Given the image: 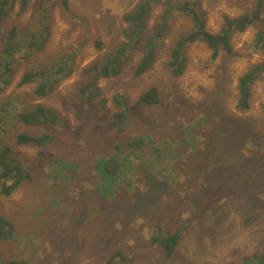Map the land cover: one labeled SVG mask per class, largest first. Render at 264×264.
Masks as SVG:
<instances>
[{
    "label": "rangeland",
    "instance_id": "obj_1",
    "mask_svg": "<svg viewBox=\"0 0 264 264\" xmlns=\"http://www.w3.org/2000/svg\"><path fill=\"white\" fill-rule=\"evenodd\" d=\"M141 1L28 0L2 23L0 53L13 27L16 45L44 27L46 45L31 56L27 45L16 48L13 61L8 56L13 81L0 90V143L30 174L12 196H0V212L14 225V236L0 240V264H258L249 260L264 255V74L252 87L251 109H237L239 79L264 63L254 45L264 25L235 34L232 54L221 51L214 61L204 43L191 45L184 74L174 77L170 50L193 29L176 13L149 72L135 77L142 41L118 77L93 81L89 67L124 40L123 15ZM175 1L196 8L217 33L225 17L254 11L259 0ZM151 5L150 29L166 9L163 1ZM64 58L73 74L62 72L46 98L35 95L37 84H21L33 65L54 71ZM151 88L161 103L140 104ZM38 105L55 110L58 122L21 124L16 115ZM221 126L229 145L219 143ZM22 133L55 139L21 145ZM116 155L124 172L110 178L102 169ZM158 232L181 235L174 257L151 243Z\"/></svg>",
    "mask_w": 264,
    "mask_h": 264
},
{
    "label": "trees",
    "instance_id": "obj_2",
    "mask_svg": "<svg viewBox=\"0 0 264 264\" xmlns=\"http://www.w3.org/2000/svg\"><path fill=\"white\" fill-rule=\"evenodd\" d=\"M62 1L63 6L67 7V0ZM152 1H163L166 9L164 14L160 17V20H157L155 26L150 29ZM178 3L179 2L175 0H142L133 11L124 14L123 19L129 25L124 31V40L115 49L105 55L102 62L89 67L88 70L93 73V81L98 82L101 79L118 77L122 72L127 57L132 53V51L139 47V44L142 41H144V49L141 60L135 70V77H141L149 72L157 59L159 41L163 40L167 36L169 30V20L171 22L176 13H182L183 16L187 17L193 23V29L177 39L170 50V60L168 66L174 77H180L184 74L188 61L187 50L191 45L197 42L204 43L212 51L211 57L214 61L219 57L221 51H225L227 54H232L233 47L231 42L235 34L244 33L250 27L259 23L264 25V0H259L256 4L255 10L252 12L245 13L235 18L225 17V24L217 33H212L207 29L205 17L200 15L196 8H192L188 2ZM16 5H19L22 9H26L28 0H0V31L2 30V23L6 21ZM44 24L45 23H43V25ZM43 30L44 27L42 29H38L35 34L28 36V43L25 41V43L18 45L14 42V36L17 29L13 27L8 32L0 53V90L10 86L14 77L15 62H8V56L14 54L13 51L17 52L25 45H27L25 48L30 51L29 53L26 52L25 56H31L35 53V50L42 52L46 45V38L43 34ZM101 44L102 43L100 41L96 45L101 48ZM254 45L257 49L264 53V28L257 33ZM14 57L15 54L11 57L12 61ZM60 65L58 69L54 71H50L48 67H43L40 64L36 66L33 65L29 72H26L24 75L21 84H37L34 93L37 97L44 99L51 93L54 83L60 82L65 77L73 74V67H71L66 58L62 60ZM37 67H40L39 71L37 70ZM62 72H66V74L64 78H59L58 76ZM262 74H264V63H259L250 68V70L239 79L237 87V109L239 111L247 112L251 109V100L253 96L252 87ZM99 95L100 93L96 89L93 96L97 97ZM124 99L126 100V98ZM118 102L120 106L126 104V101L124 100L122 102L118 99ZM160 103L161 101L158 96V90L154 88H151L140 98V104L142 105L152 106L159 105ZM53 113L56 114V111L42 105H38L31 110L18 113L16 117L21 124L27 127H41L55 125V122H58L59 119H53ZM122 117H124L122 112L117 114L116 118L118 121L113 123V125L120 126L119 122ZM220 129L222 134L225 132L224 136L226 144L223 142V137L221 138L222 142L220 139L219 143L229 145V129L224 128L223 126H221ZM54 139L55 137L53 135H43L37 138L36 136L22 133L17 136V142L19 144H32L39 148L48 145L49 142ZM140 140L141 139L136 141V145L139 144ZM122 146L123 145H118L116 148L122 149ZM226 148L229 147L227 146ZM141 150H139V157L142 154ZM12 154L13 151L10 146L2 145L0 143V196L6 198L12 196L21 187L22 183L30 176V174L24 169L23 164L17 159H14ZM10 158L14 160H10ZM121 162V157L116 155L115 157L107 159L102 170L105 175L110 178L119 177L124 172L121 168ZM13 236V223L0 212V240L8 241ZM180 238L181 235L179 233H172L168 236H164V233L158 232L156 235L151 237L150 241L153 245L158 246L161 251H163L166 258L170 259L174 257L176 253ZM116 255L121 256V253L115 252L113 258ZM249 261L252 263L264 264V255L262 257L255 256V258H252ZM4 264L26 263L14 260L5 262Z\"/></svg>",
    "mask_w": 264,
    "mask_h": 264
},
{
    "label": "bare ground",
    "instance_id": "obj_3",
    "mask_svg": "<svg viewBox=\"0 0 264 264\" xmlns=\"http://www.w3.org/2000/svg\"><path fill=\"white\" fill-rule=\"evenodd\" d=\"M180 3V2H179ZM233 14V13H232ZM230 17V16H229ZM90 18V17H89ZM114 20V19H113ZM101 21V20H100ZM91 33V32H90ZM237 35V34H236ZM249 36V35H248ZM80 38V37H79ZM243 39V38H242ZM102 43V42H101ZM103 44V43H102ZM138 46V45H137ZM79 47V46H78ZM237 52V51H236ZM190 76V75H189ZM233 76V75H232ZM232 79V78H231ZM235 81V80H234ZM226 110V109H225Z\"/></svg>",
    "mask_w": 264,
    "mask_h": 264
}]
</instances>
